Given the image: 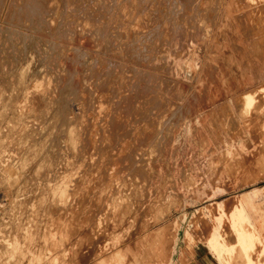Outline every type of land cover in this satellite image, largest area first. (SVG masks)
<instances>
[{
    "label": "rangeland",
    "instance_id": "rangeland-1",
    "mask_svg": "<svg viewBox=\"0 0 264 264\" xmlns=\"http://www.w3.org/2000/svg\"><path fill=\"white\" fill-rule=\"evenodd\" d=\"M198 249L264 264V0H0V264Z\"/></svg>",
    "mask_w": 264,
    "mask_h": 264
},
{
    "label": "crops",
    "instance_id": "crops-1",
    "mask_svg": "<svg viewBox=\"0 0 264 264\" xmlns=\"http://www.w3.org/2000/svg\"><path fill=\"white\" fill-rule=\"evenodd\" d=\"M194 264H219L214 254L209 251L198 249L195 254Z\"/></svg>",
    "mask_w": 264,
    "mask_h": 264
},
{
    "label": "bare ground",
    "instance_id": "bare-ground-1",
    "mask_svg": "<svg viewBox=\"0 0 264 264\" xmlns=\"http://www.w3.org/2000/svg\"><path fill=\"white\" fill-rule=\"evenodd\" d=\"M146 244V243H145Z\"/></svg>",
    "mask_w": 264,
    "mask_h": 264
}]
</instances>
